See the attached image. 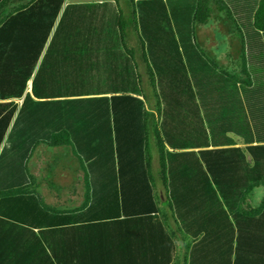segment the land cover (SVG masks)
<instances>
[{"label": "trees", "instance_id": "obj_1", "mask_svg": "<svg viewBox=\"0 0 264 264\" xmlns=\"http://www.w3.org/2000/svg\"><path fill=\"white\" fill-rule=\"evenodd\" d=\"M64 2L0 0V226L46 236L65 224L30 190L27 170L39 145L62 147L82 163L89 219L155 218L156 161L162 204L191 239L184 264H246L250 251L264 261V197L247 203L264 188V0L61 11ZM213 13L243 35L249 74L261 78L238 84L200 51L194 27ZM163 234L169 246L157 264H174L173 236Z\"/></svg>", "mask_w": 264, "mask_h": 264}, {"label": "crops", "instance_id": "obj_2", "mask_svg": "<svg viewBox=\"0 0 264 264\" xmlns=\"http://www.w3.org/2000/svg\"><path fill=\"white\" fill-rule=\"evenodd\" d=\"M111 2L114 3L113 0ZM82 3L86 2L69 3L65 0L62 8L69 4ZM119 5L121 9L125 8V4L119 3ZM6 13L5 9L4 14ZM227 20L230 22L227 27L209 24L210 19L199 26L209 24L206 31L210 34L203 37L206 38L205 42L207 41L206 52L199 47L204 46L202 45L204 40L198 39L199 35H197L198 43L196 41L195 43L208 61L219 71L235 77L238 84L243 85L255 78H261L260 73H256L255 76L249 74L243 35L229 19ZM215 30L222 37L214 35ZM215 36L220 37L219 41H223L221 47L217 46ZM251 39H255L252 44L258 40L255 35H252ZM260 64L253 60L252 66L256 68ZM239 66L240 73L237 72ZM236 147L242 148L244 145L237 144ZM34 152L27 161V170L32 178L30 190L40 196L47 206L63 212L65 224L62 227L50 229L46 236H40V231L35 226L27 231L26 228L18 225L1 222L0 264H157V260H161L169 246L168 239L163 234L164 230L173 236L171 239L176 246L174 264H184V245L190 243L191 239L186 238L179 231L178 225L162 204L165 192L158 179L156 161L153 164L154 193L158 197V211L155 213V218H152L154 213H151L150 216L128 215L125 219L120 216L114 221L105 222L95 217L89 219V216L82 212L88 204L86 175L80 159L75 156H58L49 161L42 158L40 154L34 155ZM252 196L253 192L249 198ZM249 198L248 205L252 208L258 207L260 203L253 205ZM94 211L99 210L94 209ZM9 226L14 232L8 236H2L3 230L8 229ZM242 256H248L250 259L246 264L264 263L256 257L257 252L250 251L249 255L242 253Z\"/></svg>", "mask_w": 264, "mask_h": 264}, {"label": "rangeland", "instance_id": "obj_3", "mask_svg": "<svg viewBox=\"0 0 264 264\" xmlns=\"http://www.w3.org/2000/svg\"><path fill=\"white\" fill-rule=\"evenodd\" d=\"M67 1L69 3L70 2H77V1L86 2V3H96L99 0H67ZM101 1L102 2L113 3V2H111V0H101ZM113 1H114V3L117 1L118 5H119V3H121V4H125L126 3V4H129V5L131 4L130 3L131 0H113ZM21 4H26V2H23ZM17 5H18L17 2L12 3V5H10L8 10L13 8V6H17ZM62 10H63V8H61V11ZM61 13L62 12H60L58 16H60ZM213 23L214 24H220V25L225 26V27L230 25V22L227 20L226 16H224L223 13H213V16L210 17L209 24H213ZM208 25H203V26L199 27L200 25L197 24L194 27V41H196L198 43L197 35H199L198 39H200L201 41L204 40V42L202 43V45H204V46H199V47H200L201 50L203 49L205 52H206L205 47H206V42L207 41L205 42L206 38L204 39L203 37L204 36L206 37L207 34L208 35L210 34V32L206 31ZM212 28H214V27H212ZM199 30H202V31L200 32ZM203 30H205V31L203 32ZM216 31L217 30H215L213 34L214 35H220L222 37V35L219 32H216ZM219 40H220V37L216 38V36H215V41H216L217 46L221 47L223 45V41H219ZM131 43L132 44L130 46H132V45L134 46V42H131ZM237 63H239V62H237ZM220 65L222 66V63ZM237 72L240 73V66H239V69L237 70ZM144 83H146V82H144ZM146 92L148 93L149 98H152V94L150 93V90L147 91V89H146ZM38 154H40V156L42 158H44L46 160H49V161H50V159H52L54 157H58V156H63V157L74 156L73 152L69 148H66V149H64V148H47L46 146L44 147V145H39L38 148L35 150L34 155H38ZM263 196H264V188L262 186H260V187L255 188L253 190V196L250 197L249 200H250L251 204L258 205L260 203L259 201L261 200V198Z\"/></svg>", "mask_w": 264, "mask_h": 264}]
</instances>
